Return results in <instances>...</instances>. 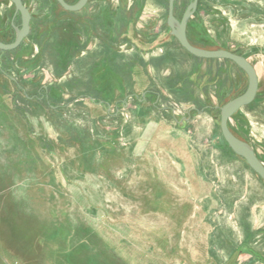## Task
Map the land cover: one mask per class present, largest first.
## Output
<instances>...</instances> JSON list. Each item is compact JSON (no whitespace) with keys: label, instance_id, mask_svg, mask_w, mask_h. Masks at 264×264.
I'll list each match as a JSON object with an SVG mask.
<instances>
[{"label":"rangeland","instance_id":"rangeland-1","mask_svg":"<svg viewBox=\"0 0 264 264\" xmlns=\"http://www.w3.org/2000/svg\"><path fill=\"white\" fill-rule=\"evenodd\" d=\"M22 1L30 34L0 50V264H264V181L220 128L247 74L184 49L169 0ZM14 26L0 0V39ZM187 37L258 69L229 127L264 163V0H198Z\"/></svg>","mask_w":264,"mask_h":264},{"label":"water","instance_id":"water-1","mask_svg":"<svg viewBox=\"0 0 264 264\" xmlns=\"http://www.w3.org/2000/svg\"><path fill=\"white\" fill-rule=\"evenodd\" d=\"M14 6L16 13L21 16V26H14L16 38L11 43L0 41V50L11 51L21 45L23 40L30 34L31 13L22 0H10ZM175 1L168 2V18L167 25L171 29V33L181 46L195 57L203 59H226L234 62L248 76V86L246 91L228 101L220 108V128L225 141L228 143L234 153L242 157L264 181V163L257 156L253 146L247 141L239 138L229 127L231 117L241 108L249 105L256 98L259 89V79L254 65L244 56L225 49H204L193 45L187 37V24L197 9L198 0H192L182 16L178 19L175 16ZM57 2L68 11H79L88 2V0H78L74 4L68 3L66 0H57Z\"/></svg>","mask_w":264,"mask_h":264},{"label":"trees","instance_id":"trees-1","mask_svg":"<svg viewBox=\"0 0 264 264\" xmlns=\"http://www.w3.org/2000/svg\"><path fill=\"white\" fill-rule=\"evenodd\" d=\"M68 3H70L68 0H66ZM76 1H78V0H76ZM71 4V3H70ZM73 4V3H72ZM189 38V37H188ZM0 41H2V42H5L3 39H0ZM191 42V41H190ZM6 43V42H5ZM192 43V42H191ZM193 45H195L194 43H192ZM203 59V58H202ZM211 60V59H210ZM225 61H227V62H230V63H232V64H234L235 66H237L234 62H232V61H230V60H225ZM238 67V66H237ZM239 68V67H238ZM240 69V68H239ZM242 70V69H241ZM243 71V70H242ZM228 144V143H227ZM229 146V145H228ZM230 147V146H229ZM232 150V149H231ZM233 151V150H232Z\"/></svg>","mask_w":264,"mask_h":264},{"label":"bare ground","instance_id":"bare-ground-1","mask_svg":"<svg viewBox=\"0 0 264 264\" xmlns=\"http://www.w3.org/2000/svg\"><path fill=\"white\" fill-rule=\"evenodd\" d=\"M255 69H256V68H255ZM256 71H257V74H258V72H259L258 69H256Z\"/></svg>","mask_w":264,"mask_h":264}]
</instances>
